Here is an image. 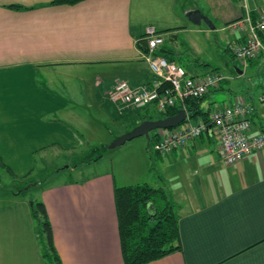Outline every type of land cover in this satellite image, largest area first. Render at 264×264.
I'll use <instances>...</instances> for the list:
<instances>
[{
	"label": "crops",
	"instance_id": "crops-1",
	"mask_svg": "<svg viewBox=\"0 0 264 264\" xmlns=\"http://www.w3.org/2000/svg\"><path fill=\"white\" fill-rule=\"evenodd\" d=\"M50 1L0 0V131L12 124L16 145L40 151L46 146L42 138L47 133L42 132L48 121L45 105L59 98L58 91L67 95L69 88L68 83L52 87L50 75L111 67L123 69L122 74L111 84L105 76L93 75L88 86L95 94L97 89L102 93L113 89L119 81L149 86L152 74L137 45L144 41L145 28L162 31L161 45L170 50L161 55L177 63L182 58L177 52L179 36L189 35L192 40L185 41L197 44L205 31L199 26L202 22L193 24L187 17L195 10L211 20L210 29L220 34L225 52L233 59L228 46L245 42L247 14L252 20L256 7L264 5V0H250L253 6L249 0H83L73 5ZM262 57L252 59L248 67L264 75ZM123 73L129 78H121ZM37 77L43 79L40 85ZM222 82L211 92L222 89ZM211 92L202 103L206 110L212 108L213 101L207 100ZM263 94L264 76L258 83L229 89L226 101L243 99L252 104L251 132L264 135V101L259 100ZM30 105L36 106L35 117L22 109ZM30 121L34 126L23 130ZM20 138L31 141L19 142ZM161 156L167 159L164 189L175 202L181 248L147 264H264V148L225 165L218 139L209 131ZM113 180L104 172L83 184L65 181L40 190L62 264H123ZM3 188L0 264H49L37 240L30 197Z\"/></svg>",
	"mask_w": 264,
	"mask_h": 264
},
{
	"label": "rangeland",
	"instance_id": "rangeland-1",
	"mask_svg": "<svg viewBox=\"0 0 264 264\" xmlns=\"http://www.w3.org/2000/svg\"><path fill=\"white\" fill-rule=\"evenodd\" d=\"M249 3L253 6L250 0ZM199 26L205 30L203 35H199V43L189 45L185 41L191 39L189 35L179 36L180 49L177 52L182 58L177 60V64L195 75L216 70L222 73L225 76L222 89L211 92L207 100L213 101L212 107L223 106L227 103L226 94L229 89L236 88L239 84L244 86L249 81L258 83L264 75L250 69V61L242 65L243 74L238 75L235 67L241 66H237L230 54L225 52V47L219 40L220 34L215 29H210L205 22ZM168 44L170 46L171 42ZM262 55L261 67L264 69V53ZM122 70L93 67L50 75L54 83L52 87L58 88L60 83H68L69 88L67 95L58 91L59 98L53 97L45 105L48 108V121L46 130L43 124L42 132L47 133L42 138L46 146L40 151L16 145L14 126L6 125L7 130L0 131V158L4 163V167L0 166V187L4 186L3 189L9 191L24 188L21 193L32 199L39 195V189L43 186L69 179H87L107 172L119 186L147 182L155 187L166 188L167 170L163 167L167 159L157 155L153 148L150 149L144 136L127 140L114 148L108 147L113 140L134 127L139 114L153 118L159 115L151 105L143 109L120 110V104L110 99L112 89L105 93L97 89L95 94L94 89L88 86L95 74L105 76L111 84L122 74ZM122 76L121 78H129L125 73ZM41 80L43 79L37 77L38 85ZM35 108L36 106L30 105L23 106L22 109L28 110L30 117H35ZM202 108L205 110L204 105ZM34 124L33 121L26 123L23 130ZM155 132L156 129L151 130L150 135ZM18 141L29 142L31 139L27 141L26 138H20ZM150 146H153V141ZM98 154H101L100 158H97ZM33 182L38 185L32 184ZM28 186L29 189L25 190ZM38 237L45 243L41 236ZM39 245L42 247L40 241ZM48 261L53 264L51 259Z\"/></svg>",
	"mask_w": 264,
	"mask_h": 264
},
{
	"label": "built area",
	"instance_id": "built-area-1",
	"mask_svg": "<svg viewBox=\"0 0 264 264\" xmlns=\"http://www.w3.org/2000/svg\"><path fill=\"white\" fill-rule=\"evenodd\" d=\"M256 19L253 22L247 14L245 42L231 45L230 49L242 66L249 60L264 53V44L260 34L264 36V5L255 9ZM143 40L145 49H140L141 57L147 64L152 82L149 86H131L126 81H119L110 92V99L120 104V110L142 108L154 104L159 111L184 104L186 98H201L218 88L225 76L220 72H209L192 76L182 66L165 56L156 54L164 38L153 26L145 28ZM264 101V94L259 97ZM184 109V108H183ZM254 106L243 99H236L223 106L210 109L209 122L193 121L186 111V118L179 125L158 129L159 140L154 150L166 155L174 150L184 148L199 136L205 134L210 126V133L218 139V153L225 165H232L253 152L264 148V135L251 132L250 117Z\"/></svg>",
	"mask_w": 264,
	"mask_h": 264
},
{
	"label": "trees",
	"instance_id": "trees-1",
	"mask_svg": "<svg viewBox=\"0 0 264 264\" xmlns=\"http://www.w3.org/2000/svg\"><path fill=\"white\" fill-rule=\"evenodd\" d=\"M81 1L83 0H51L50 4L73 5ZM251 17L254 22L256 19L255 10L254 14H251ZM260 37L261 40L264 41V36L260 34ZM137 45L140 49H145V41H140ZM162 45H160L156 54L161 55L162 51L166 53L170 50L166 47H162ZM233 60L237 65L235 57ZM239 68L241 69V67ZM207 95L208 94L201 98H186L183 105L177 104L162 111L157 110L154 104H150L159 115L153 118L146 114H139L138 118H136L137 122H135L133 126L139 124L143 120H155L174 115L182 108L187 111L191 120L197 121L201 119L209 122V112L211 108L208 110H203L202 108V103ZM159 138L160 135L158 129H156L154 135L149 134V141H147L148 147L150 149L153 148ZM151 141H153L152 147L150 146ZM152 150H154V148ZM154 152L157 155H161L155 150ZM100 157L101 154H98L97 158ZM0 166L4 167L1 158ZM6 169L10 171L9 168ZM67 182L72 184H83L85 179H69ZM32 184L38 183L33 182ZM23 189L18 190V192H22ZM28 189L29 186L25 190ZM42 189L43 187L39 190ZM112 193L119 236V248L123 264H147L180 250L181 242L178 218L175 212V202L170 199L168 192L163 187H155L147 182L119 186L115 184L113 180ZM29 205L31 215L35 220L37 240L42 244V247L40 245L42 256L48 263V259H51L53 264H62L55 249L51 222L40 191L38 196L29 201ZM38 236H41L45 243H42Z\"/></svg>",
	"mask_w": 264,
	"mask_h": 264
},
{
	"label": "water",
	"instance_id": "water-1",
	"mask_svg": "<svg viewBox=\"0 0 264 264\" xmlns=\"http://www.w3.org/2000/svg\"><path fill=\"white\" fill-rule=\"evenodd\" d=\"M187 17L193 24H200L201 22H205L208 27L213 28V24L211 20L198 10L191 11L190 13H188ZM235 71L237 74H242V70L239 69L238 67H235ZM185 118H186V110L182 108L179 109V111L174 115H170L155 120H143L139 124L135 125L130 131L120 135L115 140H113L108 147L114 148L118 145L123 144L127 140L139 136H144L146 140L149 141V134L151 130L172 128L183 122ZM206 131L207 132L210 131L209 125L206 127Z\"/></svg>",
	"mask_w": 264,
	"mask_h": 264
},
{
	"label": "clouds",
	"instance_id": "clouds-1",
	"mask_svg": "<svg viewBox=\"0 0 264 264\" xmlns=\"http://www.w3.org/2000/svg\"><path fill=\"white\" fill-rule=\"evenodd\" d=\"M246 35V34H245ZM231 45H233V44H231ZM228 49H229V51L232 53V51H231V49H230V46H228ZM233 54V53H232ZM261 54H263V53H261ZM260 55V54H259ZM256 58V57H255ZM255 58H253V59H255ZM252 60V59H251ZM237 61V60H236ZM250 61V60H249ZM237 64H239L238 62H237ZM240 65V64H239ZM241 66V65H240ZM239 68V67H238ZM241 68H242V66H241ZM240 69V68H239ZM186 70V69H185ZM214 72V71H213Z\"/></svg>",
	"mask_w": 264,
	"mask_h": 264
}]
</instances>
